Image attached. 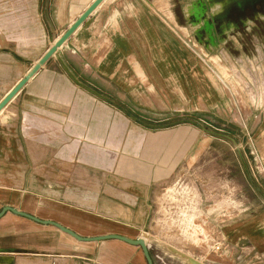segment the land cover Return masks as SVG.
<instances>
[{"label": "crops", "instance_id": "obj_1", "mask_svg": "<svg viewBox=\"0 0 264 264\" xmlns=\"http://www.w3.org/2000/svg\"><path fill=\"white\" fill-rule=\"evenodd\" d=\"M95 1L36 0L37 23L55 45ZM221 15L208 0L99 5L0 113V214L12 208L84 239H144L157 264L145 237L153 196L206 149L199 128L183 119L225 120L239 105H255L251 156L264 205V71L252 64L264 54L234 55L238 29L226 21L219 34L205 28ZM138 112L163 124L139 122ZM256 216L225 226L221 252L206 264H264V213ZM0 264L148 263L138 246L78 241L7 211Z\"/></svg>", "mask_w": 264, "mask_h": 264}, {"label": "rangeland", "instance_id": "obj_2", "mask_svg": "<svg viewBox=\"0 0 264 264\" xmlns=\"http://www.w3.org/2000/svg\"><path fill=\"white\" fill-rule=\"evenodd\" d=\"M36 4V0H0V100L55 43L37 23L40 16ZM27 21L34 23L32 27L26 26ZM258 28L239 32L236 47L229 46L234 55L240 52L241 59L256 57V61L258 53L264 54V24ZM244 64L252 68L251 63ZM252 64L264 71V61ZM115 103L126 108L124 102ZM254 106H231L236 110L225 120L205 113L183 119L199 128L207 141L206 149L201 160L181 167L176 177L153 196L145 237L151 242L157 264L214 261L221 252L218 242L225 226L243 225L252 216L264 213L261 195L256 191L260 179L256 156H251L255 152ZM154 115L138 112L136 119L162 125ZM259 223L264 225V216Z\"/></svg>", "mask_w": 264, "mask_h": 264}, {"label": "water", "instance_id": "obj_3", "mask_svg": "<svg viewBox=\"0 0 264 264\" xmlns=\"http://www.w3.org/2000/svg\"><path fill=\"white\" fill-rule=\"evenodd\" d=\"M105 0H96L91 7L84 13L82 16L73 24V26L66 32L64 35L59 39L56 44L50 48L47 53L38 61V63L33 66L27 75L20 80V82L12 89V91L2 100L0 103V113L3 111L4 107H6L19 93L21 90H23L24 86L32 79L34 78L39 70L56 54L58 53V49L63 46L65 42H67L72 35H74V32L91 16V13L99 6L101 5ZM11 211L12 213L21 216V217H26L28 219H31L32 221H35L36 223L39 224H44V225H50L55 228H57L59 231L61 230L62 232L69 234L73 238H75L78 241H84V242H97V241H104V240H119L122 241L126 244H129L131 246H138L143 250L146 261L148 264H154L153 260L150 255V251L147 248L146 242L144 239H137V240H130L126 237L115 235V236H105V237H97L94 239H84L81 238L80 236L78 237L76 234L72 233L62 225H58L54 222L51 221H40L39 219L32 217L26 213H20L15 211L12 208H5L3 212L0 214V218L5 214V212Z\"/></svg>", "mask_w": 264, "mask_h": 264}, {"label": "flooded vegetation", "instance_id": "obj_4", "mask_svg": "<svg viewBox=\"0 0 264 264\" xmlns=\"http://www.w3.org/2000/svg\"><path fill=\"white\" fill-rule=\"evenodd\" d=\"M208 7L222 11L218 20L216 16H211L210 25L205 27L213 34H219L224 21L233 25L240 33L248 29L256 30L259 25L264 24V0H208Z\"/></svg>", "mask_w": 264, "mask_h": 264}]
</instances>
